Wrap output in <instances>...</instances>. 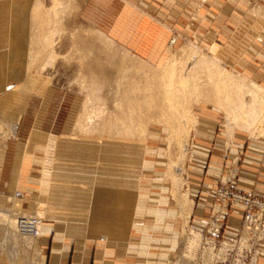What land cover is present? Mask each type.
<instances>
[{"label": "crops", "instance_id": "obj_1", "mask_svg": "<svg viewBox=\"0 0 264 264\" xmlns=\"http://www.w3.org/2000/svg\"><path fill=\"white\" fill-rule=\"evenodd\" d=\"M35 1L0 0V264H120L119 259L133 264V256L166 258L164 247L157 254L146 244L137 248V239H148L150 230L136 227L133 162L119 175L117 158L107 162L90 152L94 140L84 146L73 141L78 110L71 122L67 89L55 88L58 84L49 68L29 69ZM84 4L85 0L81 8ZM92 4L93 9H80L77 17L82 14L85 21L87 16L114 39L124 36L128 49L152 54L156 49L145 47L154 40L161 52L171 32L195 37L204 51L222 61L239 54L244 72L264 86V15L255 16L249 0H92ZM8 86L17 91H5ZM12 126L13 134H6ZM253 146L260 171L256 178L237 183L262 195L264 147ZM15 193L21 198L11 203ZM40 208L43 221L36 243L40 253L32 259V238L17 232L15 217ZM200 217L193 222L198 227ZM173 234L169 241L174 247L178 242ZM101 235L103 240H98Z\"/></svg>", "mask_w": 264, "mask_h": 264}, {"label": "rangeland", "instance_id": "obj_2", "mask_svg": "<svg viewBox=\"0 0 264 264\" xmlns=\"http://www.w3.org/2000/svg\"><path fill=\"white\" fill-rule=\"evenodd\" d=\"M51 1L52 0H49V4L46 5V0H36L34 4L36 9L33 7L32 17L34 16V11L38 10L41 18L43 17L49 20V22L51 21L50 24L47 22L49 29H46V33L50 34L55 32L56 34L52 51L58 54V58L52 65L50 59H48L51 49H48L42 42L43 33L40 34V32H43V30L39 27L40 22L37 23V19L33 17L32 20H35L32 21V23H34L32 26L33 34L29 57V66L31 68L29 69L38 68V71H43L49 68L48 73L53 77L54 82L58 84L55 88L59 91L61 89H67L69 94L71 122L78 110L72 123L71 138L73 141L80 143L81 146L91 143L95 138H90V141H85L88 138L81 136L83 140L81 141L78 139V136H74L73 134L75 123L82 114L86 97L84 91H82L83 87H80L83 77L81 73H79V64L75 60L67 61L66 57L72 56L70 52L72 49L71 34L82 28L88 30L93 29L99 34L102 33L109 36L113 39L114 44L124 47V49L130 51L134 56H137L145 63L155 67L162 66L169 55L177 60L181 59L184 55V50L189 46H193L203 53V56L206 58V63L208 62L206 66H210V68H201L199 76L206 78L208 72H211L219 82H229L230 75L240 76L260 86L264 91V86L258 84L251 75L246 74V72H244L245 68L239 65V54L231 59L222 61L215 55L204 51L198 45V40L195 37H184L178 33L173 34V32H171L172 36L167 39L164 47L161 48V52H157V47L154 45L155 42L153 40V44L149 43L145 48H152L154 51L156 49V52L152 54L138 53L130 48L128 49L124 45L122 42L125 41L124 36L114 39L104 28L100 29V27L95 26L92 21L89 22L87 16L85 17V21L82 14L77 17L80 9H82L83 12H88L95 7V5L92 4V0H85V4L82 8L81 3L83 0H61V5L58 7L59 11H62V8L73 6L72 12L62 21L65 25L62 23L61 28L58 25L60 17L53 20ZM257 5L263 6L264 3L257 0H249L251 12ZM101 8L104 9L103 6ZM78 21L85 24H79ZM34 24L37 26L35 27ZM119 33L124 34L125 31H119ZM112 50L114 51L113 48ZM33 58L35 60L39 58L40 64H34ZM213 61H219L218 63L229 69L230 73L226 72V75H218V73L223 70L214 68L212 64ZM5 91L13 93L17 91V87L8 86ZM241 97L244 99L245 103H248L247 95L243 94ZM194 114L197 117V125L189 134L188 151H186L187 155L182 159V162L177 165V168H183L182 172H180L181 185L178 189V196H183L184 199L188 200L189 208H187V211L182 210V206H180L177 201L178 196H174L173 180L168 173L170 166V158L167 155L169 147L168 137L170 136L169 128L152 123L150 125L151 134H148L143 142L135 143L134 141V143L130 145L121 142L117 144L112 142L108 143L107 141L101 142V140L98 141V139H95L94 146H91L94 149L90 152L97 158L106 161L109 158H117L116 172L119 175L125 174V169L129 167L127 165H129V162H133L135 200L138 201L134 202V206L137 204L135 215L136 221L139 222L136 224V227L140 230L146 228L150 230V233H148L150 235L148 238L149 240L142 239L141 242L137 239L139 242L137 248L141 249L139 245L146 244L144 247L154 250L153 252H156V254L158 248H166V258L164 259L159 258L157 255L144 259L142 257L133 256V264H194L192 262L194 258H197L195 264H209V262H211L209 259L210 253L207 250L209 247L204 249L205 254L204 257H202L204 251H198V245L201 240L200 231L212 237L210 232H212L213 226H211V222L209 221L212 212L220 216L219 222L221 221L220 223L222 226L219 229L218 236H215V238H225V253L229 254L228 258L225 259V264H241L242 262H244V264H250L252 262L264 264V229L261 231L262 233L255 234L249 246L241 247L243 244L241 246L237 243L233 244L234 239L242 236L241 208L239 205L232 203H225V208H222L221 200L214 195L215 191L219 189H225L226 191L240 194H255L254 189L240 186L237 181L238 179L256 178L258 175L261 162H259V158L255 155V151L251 152V150L256 149L253 146L255 144H262L264 147V132L260 133V130H256V133L251 135L246 130L236 129L233 134H230L227 129V118L225 113L214 105L204 103L194 105ZM263 124L260 129L264 131ZM9 128L10 127H8L6 134L10 133ZM80 145H78V147ZM174 147L173 154H177L179 150L177 147ZM247 157L249 158L247 159ZM14 195L10 199L11 203L21 198L20 195V197H16L15 199ZM262 196H264V194H262ZM206 211L209 212L207 216L204 215L200 217V214ZM18 215H35L42 218L43 212L40 208L35 213H19ZM197 217H200V220L203 219L201 223H199L201 224L199 227L194 224V219H199ZM40 229L41 225L39 230ZM145 232L148 231L145 230ZM170 232H174L173 236L177 238V246L173 247V244L169 241V235L172 234ZM163 234H165V241L162 240ZM139 235L141 234L139 233ZM244 237H247L245 232ZM259 237L260 240H255V238ZM31 238L30 242H33L32 259H34L37 258L40 253V246L37 247L36 245L39 236L37 238ZM101 238H103L102 235L98 240ZM144 240L147 242H144ZM28 244L30 248L32 243ZM118 262H120V264L125 263L124 260L122 261L120 259Z\"/></svg>", "mask_w": 264, "mask_h": 264}, {"label": "bare ground", "instance_id": "obj_3", "mask_svg": "<svg viewBox=\"0 0 264 264\" xmlns=\"http://www.w3.org/2000/svg\"><path fill=\"white\" fill-rule=\"evenodd\" d=\"M51 2L53 20L60 17L58 25L61 28L62 21L72 12L73 6L59 11L61 0ZM252 13L255 16L264 15V5H257ZM33 15L43 30V32L40 30V34L43 33L42 42L51 49L48 59L53 65L58 58V54L52 51L56 34L46 33V29H49L48 23L51 21L41 18L38 10H35ZM71 44L72 56L66 57V60L78 62L79 73L83 77L80 87H83L82 91L86 97L82 114L74 126V136H78L81 141L82 136L88 138L85 141L95 138L101 142L131 145L134 141L143 142L147 135L151 134L152 123L169 128L168 173L173 180L175 197L178 196L181 185L180 172L183 170L182 167L177 168V165L187 155L189 134L197 125L194 105L201 103L214 105L223 111L230 134L236 129L246 130L251 135H254L256 130L264 132L260 129L264 123L263 89L240 76L230 75L229 82H219L211 72H208L206 78L199 76L201 68L210 66H206L208 62L206 63L203 53L193 46L184 50L181 59L177 60L169 55L162 66L155 67L134 56L124 47L114 44L109 36L99 34L93 29L76 30L71 34ZM39 61V58L33 60L36 65ZM218 62L212 63L214 68L223 70L218 75L230 73L229 69ZM243 94L248 96V103L242 99ZM9 129L10 134H13L15 126ZM174 146L179 150L177 154H173ZM177 201L182 210L187 211L188 200L178 196ZM207 250L210 253V261L219 253L212 249V245ZM204 254L205 251L202 257Z\"/></svg>", "mask_w": 264, "mask_h": 264}, {"label": "built area", "instance_id": "obj_4", "mask_svg": "<svg viewBox=\"0 0 264 264\" xmlns=\"http://www.w3.org/2000/svg\"><path fill=\"white\" fill-rule=\"evenodd\" d=\"M257 1L264 3V0ZM214 195L219 200H221L222 208H225V203L239 205L242 213V236H239V238L234 239L233 244L237 243L240 246L243 244L241 247L249 246L255 234L262 233L261 231L264 229V196L249 193L240 194L236 192H229L225 189L216 190ZM14 197H20V194L17 193L14 195ZM219 218L220 216L216 215L215 212L211 213L209 221L211 222V226H213V230L212 232H210V234H212V237H209L200 231L201 240L198 245V251L203 252L205 248L210 247V245H212V249L216 253L219 252L217 253L218 255H216V257L213 258L209 264H225V259H227L229 255L228 253H225V238H215V236H218L219 229L222 226V224L220 223L221 221L219 222ZM15 220V228L19 234H24L28 237L33 238L39 236V228L42 224V218H39L35 215H17L15 217ZM244 232L246 233L247 237H244ZM255 240H260V237L255 238ZM196 260L197 258H194L192 262H194L195 264ZM241 264H244V262H242ZM250 264H256V262H252Z\"/></svg>", "mask_w": 264, "mask_h": 264}]
</instances>
